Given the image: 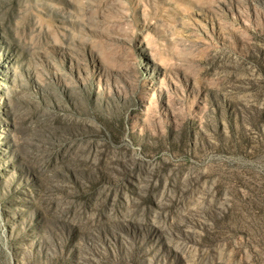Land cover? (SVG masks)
Here are the masks:
<instances>
[{"label": "rangeland", "instance_id": "rangeland-1", "mask_svg": "<svg viewBox=\"0 0 264 264\" xmlns=\"http://www.w3.org/2000/svg\"><path fill=\"white\" fill-rule=\"evenodd\" d=\"M0 264H264V0H0Z\"/></svg>", "mask_w": 264, "mask_h": 264}]
</instances>
